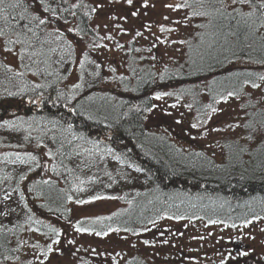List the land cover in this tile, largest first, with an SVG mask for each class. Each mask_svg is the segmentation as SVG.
<instances>
[{"label": "trees", "instance_id": "16d2710c", "mask_svg": "<svg viewBox=\"0 0 264 264\" xmlns=\"http://www.w3.org/2000/svg\"><path fill=\"white\" fill-rule=\"evenodd\" d=\"M180 3L192 24L170 62L132 43L125 64L104 62L89 0H19L0 16L2 50L18 55L15 67L0 51V264L49 262L71 222L144 237L163 218H264V106L251 98L264 88V0ZM156 96L187 98L199 122L245 99V136L226 138L218 156L180 144L147 126ZM98 198L122 206L73 219L72 206ZM122 264L153 263L135 254Z\"/></svg>", "mask_w": 264, "mask_h": 264}, {"label": "rangeland", "instance_id": "374dc122", "mask_svg": "<svg viewBox=\"0 0 264 264\" xmlns=\"http://www.w3.org/2000/svg\"><path fill=\"white\" fill-rule=\"evenodd\" d=\"M89 1L97 8L94 26L103 44L94 51L107 64H125L129 43L139 52L156 50L164 61L180 58L181 41L192 24V17L181 7L180 0H132L131 4L128 0ZM2 46L0 41L6 61L17 67V53L2 50ZM77 79L78 62L72 68L70 81ZM261 93L264 88L254 89L251 98L256 106L262 107ZM169 98L155 97V106L147 120L149 128L164 130L178 143L205 148L216 156L222 152L226 138H244L245 99L220 101L206 120L199 122L193 119L187 98L177 102ZM121 206L115 198L92 199L72 206L73 219L109 214ZM63 228L64 238L59 243L62 252L54 251L50 261L43 264H76L85 259L88 264H122L135 254L153 264H264V218L238 226L163 218L144 237L81 233L73 227V222L64 224Z\"/></svg>", "mask_w": 264, "mask_h": 264}, {"label": "snow or ice", "instance_id": "6c2138e0", "mask_svg": "<svg viewBox=\"0 0 264 264\" xmlns=\"http://www.w3.org/2000/svg\"><path fill=\"white\" fill-rule=\"evenodd\" d=\"M237 2L243 4L246 2H250V0H237ZM128 3L131 4L132 0H128ZM18 6H19V0H13L12 3H7V4H6V0H0V16H2L4 12H6L10 9H15ZM177 7H180V5H177ZM261 7H264V5H261ZM193 14L197 15V14H203V13H193ZM248 15H251V13H249ZM253 86L255 87L256 85H253ZM78 203H83V201H78ZM213 223H215V221H213ZM233 226H235V225H233ZM96 234L100 235L101 233L97 232ZM104 234L107 235V233H104ZM145 243H147V242H145ZM246 254L247 253H244V255H246Z\"/></svg>", "mask_w": 264, "mask_h": 264}]
</instances>
